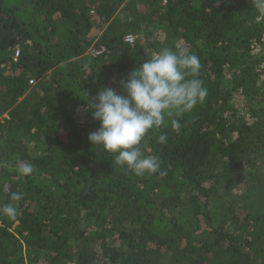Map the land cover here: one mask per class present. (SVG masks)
<instances>
[{
  "label": "trees",
  "instance_id": "16d2710c",
  "mask_svg": "<svg viewBox=\"0 0 264 264\" xmlns=\"http://www.w3.org/2000/svg\"><path fill=\"white\" fill-rule=\"evenodd\" d=\"M175 45L200 58L208 95L179 133L145 138L166 174L137 177L90 143L88 102L126 95L121 81ZM6 203L0 264H264V14L251 0H0Z\"/></svg>",
  "mask_w": 264,
  "mask_h": 264
},
{
  "label": "clouds",
  "instance_id": "9594fccd",
  "mask_svg": "<svg viewBox=\"0 0 264 264\" xmlns=\"http://www.w3.org/2000/svg\"><path fill=\"white\" fill-rule=\"evenodd\" d=\"M252 6L264 14V0H251ZM201 62L198 55L187 48L175 45L164 47L134 68L127 80L121 81L126 95L110 87H103L94 101L88 102L92 117L100 122L98 130L89 133L88 139L100 153L113 155L114 166L134 173L137 177L160 171L157 155L146 154L145 138L152 132L167 128L177 133L181 120L202 104L208 89L199 78ZM88 100V95L87 99ZM164 144L167 133L156 137ZM16 170L30 176L34 168L30 163L17 160ZM23 194L12 193L10 200L20 201ZM18 208L14 203L0 206V215L15 219Z\"/></svg>",
  "mask_w": 264,
  "mask_h": 264
},
{
  "label": "built area",
  "instance_id": "2783aa9c",
  "mask_svg": "<svg viewBox=\"0 0 264 264\" xmlns=\"http://www.w3.org/2000/svg\"><path fill=\"white\" fill-rule=\"evenodd\" d=\"M93 14H94V12H92V15ZM125 42H126V44L133 45L136 42V37L134 35H128L125 38ZM104 53H105V50L103 48L92 51V55L95 57H99V56L103 55ZM31 83H33V82H31Z\"/></svg>",
  "mask_w": 264,
  "mask_h": 264
}]
</instances>
